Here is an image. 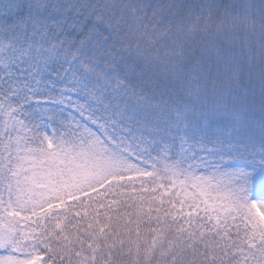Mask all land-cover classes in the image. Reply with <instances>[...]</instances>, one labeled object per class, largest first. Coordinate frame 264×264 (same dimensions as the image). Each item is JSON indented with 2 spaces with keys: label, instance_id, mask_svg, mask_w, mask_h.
I'll return each mask as SVG.
<instances>
[{
  "label": "snow or ice",
  "instance_id": "snow-or-ice-1",
  "mask_svg": "<svg viewBox=\"0 0 264 264\" xmlns=\"http://www.w3.org/2000/svg\"><path fill=\"white\" fill-rule=\"evenodd\" d=\"M0 264H264V0H0Z\"/></svg>",
  "mask_w": 264,
  "mask_h": 264
}]
</instances>
